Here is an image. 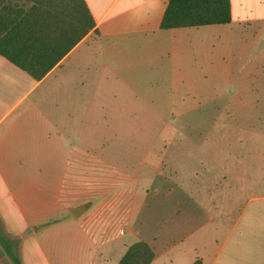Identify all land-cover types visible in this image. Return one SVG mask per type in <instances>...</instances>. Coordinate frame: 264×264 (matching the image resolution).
<instances>
[{
    "label": "crops",
    "instance_id": "1",
    "mask_svg": "<svg viewBox=\"0 0 264 264\" xmlns=\"http://www.w3.org/2000/svg\"><path fill=\"white\" fill-rule=\"evenodd\" d=\"M83 1L94 27L41 78L0 54V264H13L6 247L22 264H117L136 240L152 248L149 264H264V132L251 134L250 159L233 155L212 128L234 115L206 128L214 101L179 103L210 90L221 35L264 22V0H229L227 23L172 28L160 26L169 0ZM137 107L148 124L197 109L183 117L198 127L179 129L174 174L151 173L169 149L150 144L138 170L136 149L116 142L134 134L106 131L134 122Z\"/></svg>",
    "mask_w": 264,
    "mask_h": 264
},
{
    "label": "rangeland",
    "instance_id": "2",
    "mask_svg": "<svg viewBox=\"0 0 264 264\" xmlns=\"http://www.w3.org/2000/svg\"><path fill=\"white\" fill-rule=\"evenodd\" d=\"M262 23H250L244 29L231 27L226 30V39L221 35L223 43L221 44L222 52L217 54V73L213 77L209 76L207 82L210 90L206 92H181L179 93V103L192 105L195 102L201 103L211 99L215 102L216 108L211 105L208 109L209 114L203 115L206 120V128L210 126V116L215 115L226 119L227 115H234L235 121L232 125L215 124L212 128L213 132H224L228 139L226 140V148L231 154L242 155L244 158H251V151L255 147L256 132H264V31ZM242 31V33H239ZM229 103H234V107L229 110ZM226 106V107H225ZM228 107V108H227ZM140 108L135 109V120L129 125L105 123L108 133L126 132L134 134L130 140H120V146L124 144L130 148L136 149L137 156L136 168L139 170L143 164V152L152 144L153 150L164 148L168 151V155L153 156V164L151 173L155 170V166L161 165L164 171L174 174L179 166V129L189 132L198 127L193 123L184 124L183 117L192 120L198 113L194 108H179V112H183L181 118L173 117L177 108H170L163 112L153 114L152 123H145L144 115ZM208 117V119L206 118ZM129 127V128H127ZM221 128H224L221 131ZM247 135V138L243 137ZM107 135V134H106ZM162 135L168 137L163 141H158L155 137ZM242 135V136H241ZM241 141L238 138H242ZM111 142V141H110ZM248 146H247V145ZM112 145H109L111 147ZM260 147V145H258ZM172 150V151H170ZM172 152V153H171ZM247 153V157L244 155ZM137 170V173L140 171ZM141 190H137V199ZM93 206L92 201H90ZM95 205V204H94ZM112 206V205H111ZM95 207V206H94ZM115 244V242L113 243Z\"/></svg>",
    "mask_w": 264,
    "mask_h": 264
},
{
    "label": "trees",
    "instance_id": "3",
    "mask_svg": "<svg viewBox=\"0 0 264 264\" xmlns=\"http://www.w3.org/2000/svg\"><path fill=\"white\" fill-rule=\"evenodd\" d=\"M229 0H169L162 28L227 23ZM94 27L83 0H0V54L33 78H41ZM13 264H22L6 247ZM152 248L130 243L117 264H149ZM191 264H203L196 258Z\"/></svg>",
    "mask_w": 264,
    "mask_h": 264
},
{
    "label": "water",
    "instance_id": "4",
    "mask_svg": "<svg viewBox=\"0 0 264 264\" xmlns=\"http://www.w3.org/2000/svg\"><path fill=\"white\" fill-rule=\"evenodd\" d=\"M85 208H86L85 203H79V204L69 206L68 210L72 214L73 217H78L83 213Z\"/></svg>",
    "mask_w": 264,
    "mask_h": 264
}]
</instances>
